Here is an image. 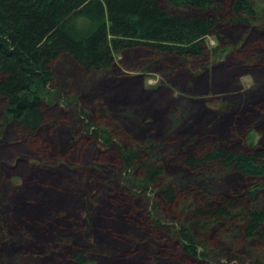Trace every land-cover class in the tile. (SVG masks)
Segmentation results:
<instances>
[{
	"label": "rangeland",
	"instance_id": "obj_1",
	"mask_svg": "<svg viewBox=\"0 0 264 264\" xmlns=\"http://www.w3.org/2000/svg\"><path fill=\"white\" fill-rule=\"evenodd\" d=\"M232 1H217L221 15L215 31L206 41L210 49L225 50L221 58L213 60L206 54L183 60L151 57L144 50H130L116 56L115 65L108 73L92 76H86L69 61L60 60L55 64V87L60 89L56 88L61 99L46 109V122L33 141H19L6 125L0 102V175L9 182L7 189L10 192H20L23 187L29 189L26 183L31 184L33 180L54 186L55 177L67 180L70 189L82 193L72 197L76 203L71 202L70 209L57 210L66 213L65 217L73 223L68 226L72 230L70 234H63L72 243L71 250H62L68 258L78 247L89 249L87 264H247L264 261V242L232 239L233 229L228 222L215 223L200 232L199 240L205 244L207 252L217 255L216 262L199 263L184 257L178 230L191 233L186 219L190 200L180 195L182 206L177 211V207L169 211L161 203L154 210L151 190L155 191L157 183L154 187L151 185V190H144L145 183H140L136 174L131 176L124 171L116 151L108 150L92 135L95 128L104 132L122 130L119 125L122 119L131 117L142 129L135 134L131 132L133 124L126 123L123 132L129 137L126 139L129 149L151 144L177 158L197 154L215 143L244 153L263 144L264 126L260 120L255 118L245 123L240 117L246 109L264 115V28L262 22L251 28L231 23ZM251 2L257 12L264 11V0ZM148 59H154L155 63H149ZM255 67L262 71L258 74ZM221 70L229 74L227 79L220 77ZM128 83L138 94L135 104L125 96L122 99L120 94L122 84ZM161 92L167 101L155 104L149 101L159 98ZM100 104L106 120L98 116ZM156 109L159 114L155 113ZM74 113L84 124L91 125L85 128L79 124ZM106 136L110 138L107 133ZM113 138L112 142L119 144ZM17 159L24 162L18 164ZM164 161L165 182L179 184L190 178L187 169L167 158ZM216 180L217 183L211 185L212 192L222 195L238 193L247 185L235 173L224 174ZM46 195L57 198L50 193ZM44 220L50 218L45 216L41 222ZM156 221L161 226H156ZM92 229L97 234H93ZM101 230L106 232L101 233ZM21 231V226L9 227L8 241L16 240L22 248L17 246L15 253L7 249V256L14 259L16 253L27 258L34 253L45 255L44 250L21 244ZM197 252L204 255L202 248ZM134 254L140 255L139 259L134 260ZM38 260L34 263L57 264L53 258Z\"/></svg>",
	"mask_w": 264,
	"mask_h": 264
},
{
	"label": "trees",
	"instance_id": "obj_2",
	"mask_svg": "<svg viewBox=\"0 0 264 264\" xmlns=\"http://www.w3.org/2000/svg\"><path fill=\"white\" fill-rule=\"evenodd\" d=\"M217 1L0 0V102L6 125L10 126L20 142L35 139L46 122V109L61 99L60 89L55 87V64L62 59L76 65L86 76H92L94 73H108L115 65L116 56L130 50H144L151 57L183 60L197 59L206 54L211 55L213 60L221 58L225 50L218 47L210 49L206 42L215 31L217 18L221 15ZM231 14V23L251 28L255 23L262 22L264 28V11L257 12L251 0H233ZM148 61L155 63L154 59ZM254 70L258 74L262 71L258 67ZM220 77L227 79L229 74L221 70ZM126 85L122 84V99L125 96L126 100L135 104L138 94L132 89V84ZM149 101L155 104L167 99L161 92L159 98ZM102 108L100 104L98 116L106 120ZM246 111L240 117L241 121L246 123L257 118L264 126L262 112ZM155 113H158L157 109ZM74 116L85 128L91 125L84 124V120L78 119L76 114ZM122 121L119 125L124 130L126 123L133 124L131 132L135 134L142 129L134 118L127 117ZM109 127L114 129L112 125ZM123 129L104 132L95 128L92 135L94 139H100L108 150L116 151L124 171L131 176L136 174L140 183H145L144 190H151L157 183L155 191L151 190L154 210L161 203L163 208L167 206L172 211V207H177V211L182 206L180 195L190 200L186 219L188 232L191 233L186 234L181 228L178 230L184 257L199 263L216 262L217 255L207 252L205 244L199 240L200 232L215 223L228 222L233 229L230 234L232 239L264 242V143L255 145L247 153L215 143L197 154L176 158L151 144L131 146L134 148L129 149L128 140L126 142L129 137ZM111 136L119 144L112 142L114 138ZM165 158L187 169L190 178L179 184L165 182L162 165ZM17 162L24 161L20 159ZM227 173L239 175L247 182L246 187L228 195L213 193L211 185L217 183V177ZM53 180L54 186L33 180L31 184L26 183L29 189L23 187L20 192L12 193L7 189L9 182L0 175V264H37L34 262L38 259L48 261L49 258L56 260L57 264L88 263L89 249L77 247L70 259L62 251L71 250L72 243L63 234H70L72 230L68 226L72 222L65 217L66 213L60 211L70 209L68 206L75 201L72 197L82 193L70 189L67 180L55 177ZM82 191L87 193V190ZM12 198L18 203H14ZM45 216L50 220L41 222ZM20 226L23 239L20 243L29 245L31 249L44 250L45 255L34 253L27 258L16 253L14 259L7 256V249L15 253L17 246L22 248L15 243L16 240L8 241L9 227ZM156 226H161L160 222L156 221ZM180 226L183 230L184 226ZM103 231L106 232L101 230V233ZM92 232L97 231L92 229ZM78 235L73 234V237ZM60 247L65 249L60 250ZM199 248L203 249L204 255L197 252ZM92 249L95 246L92 245ZM132 257L137 260L140 255ZM247 264H264V261Z\"/></svg>",
	"mask_w": 264,
	"mask_h": 264
}]
</instances>
